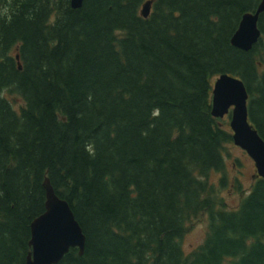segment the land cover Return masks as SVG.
Instances as JSON below:
<instances>
[{"label": "trees", "instance_id": "16d2710c", "mask_svg": "<svg viewBox=\"0 0 264 264\" xmlns=\"http://www.w3.org/2000/svg\"><path fill=\"white\" fill-rule=\"evenodd\" d=\"M147 1L0 0V264H26L47 177L86 235L58 264H264V177L233 209L211 180L234 143L218 76L244 80L264 139V13L251 50L231 42L261 0H154L145 18Z\"/></svg>", "mask_w": 264, "mask_h": 264}, {"label": "water", "instance_id": "95a60500", "mask_svg": "<svg viewBox=\"0 0 264 264\" xmlns=\"http://www.w3.org/2000/svg\"><path fill=\"white\" fill-rule=\"evenodd\" d=\"M154 0H148L142 7V16L148 18ZM84 0H71L73 8H80ZM264 13V0L256 10L243 15L238 29L234 33L232 44L244 51L251 50L263 33L259 26ZM20 56L17 55V59ZM19 67L22 65L19 63ZM249 92L244 80L236 75L223 73L214 82L212 95V114L224 118L231 113L230 127L234 143L245 150L254 160L257 175L264 177V139L256 126L250 122ZM46 189L45 211L31 223L32 251L26 264H58L71 248H78L84 255L86 235L76 219L69 202L55 191L50 179L44 181Z\"/></svg>", "mask_w": 264, "mask_h": 264}, {"label": "rangeland", "instance_id": "374dc122", "mask_svg": "<svg viewBox=\"0 0 264 264\" xmlns=\"http://www.w3.org/2000/svg\"><path fill=\"white\" fill-rule=\"evenodd\" d=\"M12 97L15 108L18 109L24 104L22 97L19 95L14 94ZM10 99L12 100V98ZM225 117L227 121L230 122L228 115H225ZM250 122L254 124L251 118ZM226 149L227 184L224 188H221V186L219 187L218 181L222 175L219 172L212 173L211 180L216 184L218 189H221L220 196L224 198L226 207L233 209L239 206L243 195L252 189V185L256 179L257 169L254 160L245 150L237 146L235 143L228 144ZM237 181L241 182V187L244 189L243 193L239 192L236 187L238 185ZM207 228L208 222L204 216L192 225L191 229L183 239V247L187 253L191 252L204 241Z\"/></svg>", "mask_w": 264, "mask_h": 264}]
</instances>
